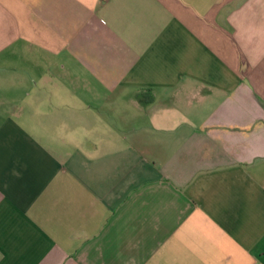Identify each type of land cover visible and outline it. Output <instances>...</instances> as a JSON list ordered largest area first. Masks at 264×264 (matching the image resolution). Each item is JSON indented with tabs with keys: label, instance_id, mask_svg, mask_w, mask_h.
<instances>
[{
	"label": "crops",
	"instance_id": "0c3cea01",
	"mask_svg": "<svg viewBox=\"0 0 264 264\" xmlns=\"http://www.w3.org/2000/svg\"><path fill=\"white\" fill-rule=\"evenodd\" d=\"M0 264H264V0H0Z\"/></svg>",
	"mask_w": 264,
	"mask_h": 264
}]
</instances>
